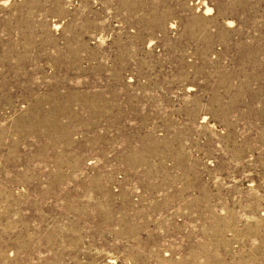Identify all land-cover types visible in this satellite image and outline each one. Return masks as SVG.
<instances>
[{"label": "rangeland", "instance_id": "374dc122", "mask_svg": "<svg viewBox=\"0 0 264 264\" xmlns=\"http://www.w3.org/2000/svg\"><path fill=\"white\" fill-rule=\"evenodd\" d=\"M0 264H264V0H0Z\"/></svg>", "mask_w": 264, "mask_h": 264}, {"label": "bare ground", "instance_id": "6f19581e", "mask_svg": "<svg viewBox=\"0 0 264 264\" xmlns=\"http://www.w3.org/2000/svg\"><path fill=\"white\" fill-rule=\"evenodd\" d=\"M207 12H209V13H210V12H211V9L207 8Z\"/></svg>", "mask_w": 264, "mask_h": 264}]
</instances>
